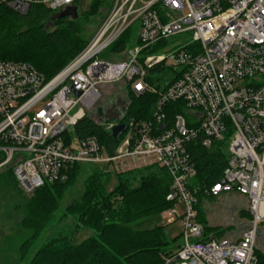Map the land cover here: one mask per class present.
<instances>
[{
	"label": "built area",
	"instance_id": "1",
	"mask_svg": "<svg viewBox=\"0 0 264 264\" xmlns=\"http://www.w3.org/2000/svg\"><path fill=\"white\" fill-rule=\"evenodd\" d=\"M3 1L20 13L32 4L60 13L79 0ZM124 35L126 48L112 51ZM109 49L114 61L100 57ZM110 84L157 95L151 118L123 122L124 111L109 122L97 106ZM87 116L112 137L116 125H127L112 152L97 136L76 135ZM0 140L1 166L15 160L27 195L67 181L74 164L116 173L157 164L173 179L167 200L174 205L162 215L183 226L181 246L165 264H256L264 226V0H112L85 49L54 77L0 59ZM218 142L227 145V166L204 191L247 196L251 219L233 235L205 239L195 209L200 186L190 188L192 150Z\"/></svg>",
	"mask_w": 264,
	"mask_h": 264
},
{
	"label": "trees",
	"instance_id": "2",
	"mask_svg": "<svg viewBox=\"0 0 264 264\" xmlns=\"http://www.w3.org/2000/svg\"><path fill=\"white\" fill-rule=\"evenodd\" d=\"M111 4L112 0L105 4L106 10L98 25ZM101 6L102 1L93 0L90 9L72 19L59 17V13L42 4H32L26 13H20L0 0V59L29 62L48 79L54 77L87 46L90 38L82 36L84 24ZM126 43L127 35H124L112 45L111 50H124ZM127 94L130 104L122 121L150 119L157 95H136L130 90ZM100 112L104 114L101 108ZM75 133L79 138L97 136L109 152L117 143L89 116L78 123ZM192 156L197 173L190 181V188L200 186L195 209L206 239L212 232L223 234L227 230L210 226L201 208L204 199L216 198L206 195L204 190L221 180L228 162L227 145L218 142L208 149L197 144ZM4 160L5 153L0 150V163ZM9 164H12L14 172L15 160ZM82 167L85 166H70L67 181L47 182L29 194L24 221L32 229V234L22 248V257L27 247L46 230L67 189L80 180L81 196L66 208V215L74 217L75 229L72 227L65 233L50 237L33 254L30 264H165L167 258L180 248L182 235L169 241L162 226L135 229L131 224L174 205L167 200L173 182L169 171L157 164L129 170L115 176L117 184L110 190L111 173L97 166L87 165L88 171H83ZM81 228H91L95 235L75 244L72 237ZM256 255V264H264V252L256 249Z\"/></svg>",
	"mask_w": 264,
	"mask_h": 264
},
{
	"label": "rangeland",
	"instance_id": "3",
	"mask_svg": "<svg viewBox=\"0 0 264 264\" xmlns=\"http://www.w3.org/2000/svg\"><path fill=\"white\" fill-rule=\"evenodd\" d=\"M102 1V6L93 15L89 16V21L84 24V32L82 36L86 39L91 38L96 30L106 7L105 4L109 0ZM93 0H79V13L83 14L90 9ZM69 17V16H68ZM138 35L137 27H134L133 41L128 45L131 49L136 44ZM110 49L104 52L103 57L114 61L116 57H111ZM117 59H125V56L117 57ZM126 99V101H125ZM130 104L128 94L124 92L123 85L110 84L104 89V95L98 103L97 110H103L105 118L110 122H119L118 113L126 111L127 105ZM93 113V112H92ZM117 114V116H116ZM92 115V114H91ZM83 171H88L89 167L84 165ZM113 175L108 183V189H113L117 184L116 175L120 173L108 171ZM82 181H78L75 185L69 187L63 196L60 208L54 213L49 225L43 234L27 247L25 256L22 257V248L25 242L30 238L32 229L25 225V205L30 197L25 194L18 184L12 164L1 166L0 163V264H30V259L50 237L67 232L74 228V217L66 215V208L75 199L79 198L82 193ZM203 214L212 227L227 228L223 234L210 233V235L222 237L226 233L231 235L234 232L242 230V223L251 219L248 209L247 196L238 192L223 193L214 200L204 199L201 204ZM182 211V205H179ZM163 212L156 213L153 216L138 220L131 224L135 229H147L155 226H162L164 235L167 240L182 235L183 226L181 218L169 223L162 215ZM72 228V229H73ZM75 229V228H74ZM264 232V226L262 227ZM95 231L91 228H81L73 235L72 240L75 244H80L87 238L94 236ZM257 249L264 252V236L258 238ZM168 259V258H167Z\"/></svg>",
	"mask_w": 264,
	"mask_h": 264
},
{
	"label": "water",
	"instance_id": "4",
	"mask_svg": "<svg viewBox=\"0 0 264 264\" xmlns=\"http://www.w3.org/2000/svg\"><path fill=\"white\" fill-rule=\"evenodd\" d=\"M71 17L72 19H77L79 17V7L78 6H73L69 7L64 11H61L59 13V17ZM77 94H80V92H77ZM127 129V125L125 123L118 124L113 128L112 135L115 139L119 138L120 135ZM257 236L258 238L264 236V232L259 228L257 230Z\"/></svg>",
	"mask_w": 264,
	"mask_h": 264
}]
</instances>
